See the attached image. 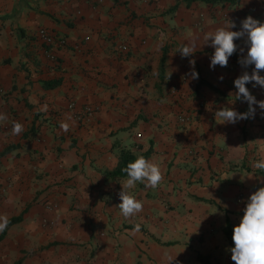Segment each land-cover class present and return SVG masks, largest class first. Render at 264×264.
I'll list each match as a JSON object with an SVG mask.
<instances>
[{"label": "crops", "instance_id": "obj_1", "mask_svg": "<svg viewBox=\"0 0 264 264\" xmlns=\"http://www.w3.org/2000/svg\"><path fill=\"white\" fill-rule=\"evenodd\" d=\"M248 15L264 22V0H0V215L21 216L0 232V264H235L224 226L264 186V110L215 117L248 110L234 86L246 45L211 69L204 37ZM125 151H150L163 173L128 190L143 202L131 218L118 208L127 177L109 174Z\"/></svg>", "mask_w": 264, "mask_h": 264}, {"label": "clouds", "instance_id": "obj_2", "mask_svg": "<svg viewBox=\"0 0 264 264\" xmlns=\"http://www.w3.org/2000/svg\"><path fill=\"white\" fill-rule=\"evenodd\" d=\"M235 28H237L236 22L230 20L224 26L208 32L204 37L205 44L214 49L210 56L211 69H215L217 65L226 67L229 58L238 48L241 53L245 52V48L235 41L243 39L246 45V54L238 60L245 70L234 80V86L238 90L235 94L236 100L246 101L249 105L248 110L239 112L235 108L225 106L215 112V117H218L221 123L231 124L242 119L255 118L256 105L264 110V100L258 101L246 86L251 83L253 88L258 86L264 88V74L261 73V70H264V22L248 15L241 20L239 30H233ZM195 47L194 43H186L178 52L182 57H189L195 52ZM190 65L191 79H198L195 59L190 60ZM250 66H252L251 72L247 70ZM5 120L7 115L0 112V121ZM11 131L13 135H19L24 131V126L21 122L14 121ZM254 167L264 170V159L258 160ZM124 171L127 173V179L120 183L122 190L119 192L121 202L118 208L124 217L131 218L142 211L143 202L128 190L134 189L138 182L144 184L145 188L155 189L163 180V173L157 163L143 155L129 162ZM9 222L7 215H0V232L8 227ZM140 227L136 224L133 231H140ZM232 240L234 246L229 250L235 264H264V186L257 188L247 198L243 215L239 223L233 226ZM173 260L170 257L169 264Z\"/></svg>", "mask_w": 264, "mask_h": 264}, {"label": "trees", "instance_id": "obj_3", "mask_svg": "<svg viewBox=\"0 0 264 264\" xmlns=\"http://www.w3.org/2000/svg\"><path fill=\"white\" fill-rule=\"evenodd\" d=\"M206 2H218V1H230L232 2V0H204ZM56 85V81H45L44 82V86L45 87H53ZM7 150H4L3 152L0 153V155L6 153ZM150 151H146L144 153H141L139 155H134L131 152L125 151L121 154L120 157V162L118 164V166L111 171L109 174L111 177H127V173L124 171V169L126 168L127 164L129 162H133L138 156L143 155L144 157H148ZM21 218V216L18 217H13L11 219H9V224H12L13 222L19 220ZM224 233L226 238L228 239L229 243L231 245H234V242L232 240V235H233V228L231 226V224L227 221V223L224 226ZM199 260L201 261L202 264H208L206 257L204 255H198Z\"/></svg>", "mask_w": 264, "mask_h": 264}, {"label": "built area", "instance_id": "obj_4", "mask_svg": "<svg viewBox=\"0 0 264 264\" xmlns=\"http://www.w3.org/2000/svg\"><path fill=\"white\" fill-rule=\"evenodd\" d=\"M39 36L41 37V39L43 40V42H44L45 44L50 45V44H52V43L54 42V36H53L51 33H49L48 31H46L45 29H43V28H41V29L39 30ZM86 38H87V37H86ZM119 47H120L121 49H123V50H124V49H127V45H126V44H121ZM68 106L72 108V107L74 106V103H73V102H70ZM91 111H92L91 108H89V107L86 108V112H87V113H89V112H91ZM178 119H179L181 122H183V123L189 121V117H188L186 114H181V115H179Z\"/></svg>", "mask_w": 264, "mask_h": 264}]
</instances>
